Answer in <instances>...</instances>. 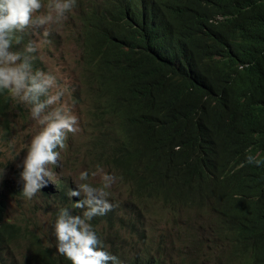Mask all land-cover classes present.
I'll return each instance as SVG.
<instances>
[{"label": "clouds", "instance_id": "1", "mask_svg": "<svg viewBox=\"0 0 264 264\" xmlns=\"http://www.w3.org/2000/svg\"><path fill=\"white\" fill-rule=\"evenodd\" d=\"M146 1L0 0V123L3 117L8 122L7 115L12 120L10 128L1 129L8 139L36 122L17 165V188L8 189L6 195L0 191L3 229L27 226L7 217V196L36 197L58 209L52 225L55 242L42 245L40 234L33 242L34 249L36 241L53 249L50 264H134L137 259L152 264H264V201L257 202L250 194L251 183L244 174L248 166L264 177V39L256 44L251 72L227 84L228 98L240 100V112L257 121L251 135L259 140V147L251 148L244 159H226L218 148L202 150L193 142L171 145L181 171L170 184L148 170L155 152L151 137L138 138L134 147L133 132L117 104L97 105L87 92L91 77L85 67L89 64L85 46L92 38L87 20L90 10L102 36L97 49L122 58L146 48L176 53L184 47L193 55L204 47L196 1ZM151 5L155 6L152 13ZM73 10L75 26L69 31L64 20ZM58 37L79 48L81 82L74 85L73 96L76 103L84 97L92 133L82 146L86 169L79 180L83 183L76 186L68 176L59 177V172L69 168L65 153L74 150L70 133L77 130V118L61 103L64 89L57 77L44 71L34 56L43 55L44 43H55ZM93 67L102 78L116 77V68L111 72ZM14 99L29 110L21 111L22 105ZM136 151L145 153L137 159L145 164L130 165L135 159H127ZM4 172L0 169V180ZM103 173L99 184L95 177ZM117 181L125 188L119 199L108 196V188ZM0 186L5 188L6 183ZM62 194L79 198L75 204L79 209L65 208ZM18 239L5 240L4 249ZM121 247L126 251L124 260L111 253ZM32 257L25 258L29 264Z\"/></svg>", "mask_w": 264, "mask_h": 264}, {"label": "trees", "instance_id": "2", "mask_svg": "<svg viewBox=\"0 0 264 264\" xmlns=\"http://www.w3.org/2000/svg\"><path fill=\"white\" fill-rule=\"evenodd\" d=\"M194 1L201 9L199 36L206 43L193 55L184 47L176 53L146 48L129 58L98 50L102 36L97 30L94 11L87 13L92 27V38L85 46L89 63L85 67L91 77L87 92L97 105L104 101L117 104L133 132L134 147L138 138L151 137L156 161L147 164L148 170L170 184L181 171L178 153L171 145L193 142L202 150L218 148L226 159H244L251 148L260 145L251 135L257 121L250 119L249 113L240 112V100L228 98L227 84L252 70L249 64L255 60L256 44L264 39V0ZM154 9L151 5L150 13ZM219 16L224 18L221 20ZM94 65L111 72L116 68V77L102 78L99 70L93 69ZM143 156L145 153L136 151L127 160L135 159L130 165H142L145 162L137 159ZM244 174L251 183L250 194L257 202L264 201V177L254 174L248 166ZM62 199L65 208L79 209L75 206L79 198L63 196ZM3 207L0 203V210ZM1 221L0 214V256L6 250L5 240L13 241L29 232L28 226L3 229ZM29 237L37 240L31 232ZM52 253L51 247L43 248L36 241L30 264H50ZM111 253L119 260L126 257L123 247ZM28 260L25 259V264H29ZM137 260L134 264H152L148 259Z\"/></svg>", "mask_w": 264, "mask_h": 264}, {"label": "rangeland", "instance_id": "3", "mask_svg": "<svg viewBox=\"0 0 264 264\" xmlns=\"http://www.w3.org/2000/svg\"><path fill=\"white\" fill-rule=\"evenodd\" d=\"M76 13L73 10L67 14V19L64 22L67 24L69 31L75 26ZM51 26H49L50 29ZM22 51V49L20 50ZM79 48L74 44L67 43L62 37H58L55 43L46 41L43 47V55L35 57L41 60L46 72H50L57 77L58 84L64 89V95L61 98V103L70 109L71 114L77 118V130L70 133L72 135L71 146L74 150H70L65 153V157L69 159V168L62 167L59 172V177L68 176L71 184L79 185L83 181L79 180L80 172L86 169L82 166L84 156L82 154V146L91 136V125L88 118L87 106H85V99L81 97L80 102L76 103L74 99V85L81 82L80 74L81 69L78 65L80 57ZM22 105V110L25 108L29 110V106L17 102ZM15 105V106H16ZM59 105H54L57 107ZM8 122L5 121V117L1 119L0 123V169H5L3 179L0 180L6 183L5 188L0 186L2 194L6 195L8 189H16V178L19 168L17 165L23 159L26 151V145L31 140L33 134L32 128H34L35 121H31L29 125L21 127L16 135H11L10 138H6L3 134L5 128L12 126V120L7 115ZM32 127V128H30ZM2 128V129H1ZM63 149V148H62ZM61 149V150H62ZM80 152V153H79ZM58 167V160L56 167L53 168L52 173L56 171ZM100 174L96 178V182L102 184V176ZM115 180V179H114ZM108 196L114 198H120L125 193V188L120 182H114L108 188ZM7 203L10 205L7 217L18 218L22 224L30 227L29 232L15 241L11 248L6 249L5 257L0 259V264H25V258H29L34 252V238L29 237L30 232L35 236L40 234L42 245H48L55 242V238L52 235V225L55 223L57 217H55L58 209L47 201L38 200L36 197L30 200L25 198H11Z\"/></svg>", "mask_w": 264, "mask_h": 264}, {"label": "bare ground", "instance_id": "4", "mask_svg": "<svg viewBox=\"0 0 264 264\" xmlns=\"http://www.w3.org/2000/svg\"><path fill=\"white\" fill-rule=\"evenodd\" d=\"M163 54H166V53H163ZM166 55H167V54H166ZM166 55H165V56H166ZM165 56H164V57H165ZM170 56L172 57V55H170ZM162 57H163V56H162ZM166 57H167V56H166ZM60 151H61V150H60ZM55 167H56V165L54 166V168H55ZM16 233H17V232H16ZM0 246H1V245H0ZM1 252H2V251H1Z\"/></svg>", "mask_w": 264, "mask_h": 264}]
</instances>
